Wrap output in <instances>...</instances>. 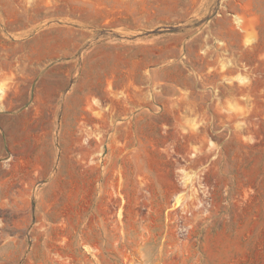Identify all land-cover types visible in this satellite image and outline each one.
I'll return each instance as SVG.
<instances>
[{"label": "rangeland", "instance_id": "374dc122", "mask_svg": "<svg viewBox=\"0 0 264 264\" xmlns=\"http://www.w3.org/2000/svg\"><path fill=\"white\" fill-rule=\"evenodd\" d=\"M81 64L97 96L51 127L34 94L53 105ZM51 152L71 161L19 165ZM14 236L31 264L39 243L56 264H264V0H0V246Z\"/></svg>", "mask_w": 264, "mask_h": 264}, {"label": "crops", "instance_id": "0c3cea01", "mask_svg": "<svg viewBox=\"0 0 264 264\" xmlns=\"http://www.w3.org/2000/svg\"><path fill=\"white\" fill-rule=\"evenodd\" d=\"M64 41L66 43L71 42V35L68 33L64 34ZM77 47L74 48V50H71L70 48L65 49V53L62 57L61 63H70L72 65V62H75V60H72V51L74 53L77 51ZM86 66L84 64H81L78 70H76V67L74 66L73 72L66 70V72L61 75L58 74L57 78L58 80L64 81L65 87H67V90L63 94L61 98L58 96H55L53 100V105H48L47 101L43 98L40 94H34V101L36 104H39V107H36L38 113L45 114L49 113L53 118L49 120V126H60V127H79L81 125L82 120V112L86 109V105H82V103H86L88 98H92L93 95L97 96V93H84L82 90L83 85V79L86 78V74L84 73L86 70ZM50 76H55L56 73L52 70L49 72ZM128 78L132 79L137 85L145 83V69L144 66L142 68V71H137L136 74H133L131 76H127ZM124 74L123 70H119L115 73L113 78L116 79L115 82V89L118 91L123 90L125 86L127 85L128 78ZM77 118H70V114H76ZM57 118V119H56ZM70 118V119H69ZM23 120V119H22ZM20 125L29 127V126H40L43 125V119L41 117H35L34 119L26 120L24 119L23 122L20 121ZM65 154H60L58 152L50 153L47 157L48 166L43 167L39 163L43 160L41 158V155L36 156L35 158H32L30 160H20L19 165L22 166H29L35 173H41L40 169H52L55 167V165L59 166V168L62 166L63 163H65L66 159ZM68 161H71V157L67 158ZM74 159V158H73ZM3 186V184H2ZM11 241L6 242L3 246H0V261L2 260L1 257L3 256L4 259L10 261V264L13 262H17L20 264H31V259L26 258V260L20 261V257L17 258L19 254H21V247L24 244L23 240L17 241L16 239H19L18 236L11 237ZM44 243H39L37 246L34 245L32 247V250L34 253L38 254H44V249L49 252V248L43 246ZM46 253V256H39L35 259H32V261H36L37 264H56L54 263L52 258H49L50 254ZM68 252L65 253V257H68ZM50 261V263L48 262Z\"/></svg>", "mask_w": 264, "mask_h": 264}]
</instances>
